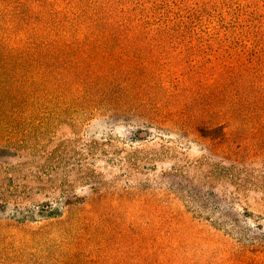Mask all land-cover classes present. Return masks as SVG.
Returning <instances> with one entry per match:
<instances>
[{
	"label": "rangeland",
	"instance_id": "374dc122",
	"mask_svg": "<svg viewBox=\"0 0 264 264\" xmlns=\"http://www.w3.org/2000/svg\"><path fill=\"white\" fill-rule=\"evenodd\" d=\"M223 1L160 0L157 8L161 19L172 11L213 35L238 17ZM253 17L264 27V11ZM212 40L118 43L139 49L123 55L142 97L129 107L59 100L26 108L40 115L14 121L16 144L0 148V187L9 192L0 219H14L18 199L25 210L72 202L82 239L62 241L56 226L40 232L42 220L10 227L19 234L0 238V264H75L72 250L116 252L103 264H120L128 246L147 257L142 264H264V76L245 77L251 98L236 95L229 119L219 116L218 99L209 106L206 75L188 81L201 89V104L191 91L175 93L177 73L187 76L194 59L228 42ZM173 63L183 71L168 70Z\"/></svg>",
	"mask_w": 264,
	"mask_h": 264
},
{
	"label": "trees",
	"instance_id": "16d2710c",
	"mask_svg": "<svg viewBox=\"0 0 264 264\" xmlns=\"http://www.w3.org/2000/svg\"><path fill=\"white\" fill-rule=\"evenodd\" d=\"M247 1L240 0L234 7L230 6V0L223 1L238 17L232 27L220 28L212 35L196 25L193 27L189 17H173L172 11L161 19L162 11L157 8L160 0H0V133L6 131L0 134V148L16 144L11 139L14 121L40 115L27 107L67 100L95 106L101 103L115 109L139 101L141 90L131 86L133 77L128 74L131 68L123 61L127 54L137 53L139 49L118 45L124 42L228 41L211 50L208 53L211 58L206 61L194 59L187 76L177 73L181 84L175 86V93L182 99L181 91H191L193 101L201 104V89L188 81L202 80L206 75L210 81L205 91L209 106L218 99L219 116L229 119L236 112V95H240L243 103L251 98L248 86L242 88V85L255 73L264 76V27L250 19L256 12L264 11V0H252L256 5L243 6ZM239 37L245 39L241 40L244 43L233 44ZM168 70L181 72L183 64L173 63ZM214 87L217 93L212 92ZM240 89L242 93H238ZM168 91L173 93L171 89ZM193 114L207 118L206 112ZM211 114L210 109L208 116ZM222 125L217 128L224 131ZM8 197L9 192L0 187V205L6 207ZM18 201L14 203V219H0V238L10 232L19 234L14 229L42 220L40 232L56 226L62 233L59 236L62 241L71 238L76 243L82 239L75 231L74 203L53 205L46 201L47 207L25 210V204ZM128 248L121 250L118 263L142 264L143 258H147L139 253L140 249ZM115 253L105 252L96 257L77 255L72 250L68 258L75 264H103V259Z\"/></svg>",
	"mask_w": 264,
	"mask_h": 264
}]
</instances>
